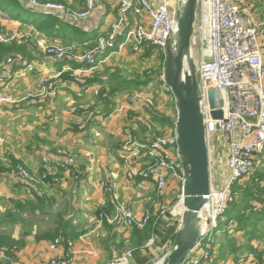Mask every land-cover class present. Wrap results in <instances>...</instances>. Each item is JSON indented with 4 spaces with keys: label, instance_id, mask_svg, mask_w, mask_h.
<instances>
[{
    "label": "crops",
    "instance_id": "1",
    "mask_svg": "<svg viewBox=\"0 0 264 264\" xmlns=\"http://www.w3.org/2000/svg\"><path fill=\"white\" fill-rule=\"evenodd\" d=\"M86 1L81 0L78 6H86ZM158 1L152 0L154 4ZM27 4L28 0H17L15 5H5L0 0V23L4 32L8 36L21 35L18 42L0 44V92L12 95L17 101L0 106V142L3 143L0 144V192L9 198L8 209L12 202H24L30 197L36 203L38 197L43 198L46 205L42 211L37 210L36 215L24 213L25 217H32L28 225L32 224L34 230L22 234L25 242L7 264H44L58 255L69 258L70 264H109L123 256L125 248L126 251H150V247L157 246L161 239H153L150 231L144 230L157 226L162 219L155 223L154 218L144 230H125L105 219L101 221L100 214L111 215L114 205L98 184L103 180L117 182L116 193L121 202L133 209L137 218H141L146 209L155 214L163 203L156 197L152 180H126L118 155L120 146L129 138L148 140L160 135H152L153 118L144 103L145 98L153 93L148 89L154 85L125 82L124 73L118 72L117 67L125 65V62L129 64L128 58L134 56L130 45L99 56L94 68L68 59L57 61L46 56L40 46L67 42L84 52L92 49L98 37L109 34L116 24L118 4L116 0H100L93 13L79 21L55 16L80 31L71 33L67 40L54 37L59 34V26L50 36L40 31L38 25L44 16L29 9ZM250 6L249 10H252L254 5ZM26 12H33L37 18L26 21L23 18ZM8 59H13V62L6 73L2 67ZM47 78L56 92L31 102L30 96L39 94L40 83ZM108 100L111 106L106 110ZM60 150L75 157V166L68 172L58 166ZM6 151L14 162L19 161L34 172L43 169L42 159L47 157L51 160L50 169L58 170L62 183L39 193L33 184L18 182L11 172H7L8 166L3 160ZM5 182L24 185L21 186L23 196L14 197L6 193ZM182 186L180 181L171 180L167 198L180 193ZM15 190L11 189L12 193ZM61 201L66 203L65 209L57 208L56 215H52L49 205L54 212L56 204L59 202L60 205ZM166 202L170 204L168 199ZM181 210L183 214L184 207ZM62 226H68L69 236L66 238L73 242V247L71 250H51L50 246ZM159 226L158 231L165 229L163 223ZM20 233L23 232H17L16 236ZM175 234L161 249L169 248L168 255L174 249L176 231Z\"/></svg>",
    "mask_w": 264,
    "mask_h": 264
},
{
    "label": "built area",
    "instance_id": "2",
    "mask_svg": "<svg viewBox=\"0 0 264 264\" xmlns=\"http://www.w3.org/2000/svg\"><path fill=\"white\" fill-rule=\"evenodd\" d=\"M99 1L87 0V7L81 13L71 12L60 4L42 3L39 0H28L27 7L45 17L65 16L79 21L89 17ZM185 1L159 0L154 4L152 0H116L119 8L117 22L109 34L98 37L92 49L78 53L77 48L52 46L45 48V52L57 61L68 59L94 68L99 56L127 45L131 46L133 52H140L145 47L166 51L176 41ZM249 11L238 4V0L198 2L191 50L201 51L196 75L210 156L211 190L209 201L205 205L206 225L200 232L199 241L181 264H206L213 257L218 250V224H224L226 229L237 228V223L234 220L228 222L226 217L230 204L235 200L234 187L257 171L259 157L264 153V49L260 42L259 25ZM14 37L10 38L0 24V44H9L13 38L16 39V35ZM119 42L121 43L118 44ZM12 62V59H8L2 70L9 72ZM163 81L167 86L165 73ZM39 88L41 95H54L56 92L55 86L48 79H44ZM212 88L218 89L224 100L223 118L220 120L211 115L208 91ZM33 102H36V98ZM10 103L14 102L6 93L0 92V105ZM144 103L146 107L158 109L150 98H146ZM216 141L219 144L221 142V146L226 144L228 149V172H221L217 178L218 172H214V175L212 173V150ZM58 155L61 156L58 166L69 171L75 164L74 158L61 153ZM118 155L126 180H152L155 183L156 196L163 203L155 214L146 209L142 217L137 218L133 209L124 205L116 193L118 183L103 180L99 182V188L108 191L114 211L111 215L101 213V221L105 219L125 230H143L154 218L157 223L168 215H174V208L166 202L169 182L178 180L183 184L186 178L176 123L170 131L152 139L129 138L120 146ZM42 164L38 181L23 166H17L12 175L23 184H45L50 175L55 174L51 172L50 159L44 157ZM182 192L183 186L181 194ZM72 247L73 242L63 235L57 236L50 246L51 250H71ZM70 263L69 258L58 255L44 264ZM111 264H125V259H115Z\"/></svg>",
    "mask_w": 264,
    "mask_h": 264
},
{
    "label": "rangeland",
    "instance_id": "3",
    "mask_svg": "<svg viewBox=\"0 0 264 264\" xmlns=\"http://www.w3.org/2000/svg\"><path fill=\"white\" fill-rule=\"evenodd\" d=\"M39 1L42 3L60 4V5L65 6L69 11L75 12V13H81L86 9L85 7H87V1H86V6H84V7H82L81 5L78 6V4H81V0H78V2H76V0H75V2H67L64 0H39ZM238 4H240L242 7L246 8L247 10H249V8H251V6H250L251 4L254 5V8L252 10H250L249 12H250L253 20L259 25L260 40H261L260 42H261V45H263V49H264V0H238ZM259 9L261 11H259ZM33 17L37 18L36 14H33V12L32 13L26 12L23 14V18L26 19V21H27V19H32ZM195 22H196V20H195ZM17 35H16V39H14L15 38L14 34L9 36L10 38L14 37L9 42V44H13L14 42H18L20 40L19 39L20 34L18 36ZM40 46H41V48L45 54H46L45 48L52 47V46H59L62 48H70L71 47L73 49L77 48L78 53L84 52V51H81L76 45L71 44V43H67V42H63L61 44H47L45 46L44 45H40ZM176 46H177V41H175L174 43L171 44V49L175 50ZM132 53L134 54V56H131L130 59L128 58L129 64H126V62H125V65L123 64L121 67L120 66L117 67V70L119 73L120 72L124 73L123 75H124V77H126L125 82H134L135 84L145 85V86H147L149 84L154 85L152 88L148 89L150 93L153 92L152 95L147 96L154 103H156V107L158 108V109H152V108L147 107L149 114L153 118V125H152L153 128H152L151 132H152V135L153 134L158 135V134L164 133V132H166L167 129L172 128V126L174 125V123H176V120H177L176 99L174 98L173 94L170 92L171 91L170 88L168 86H166V84L163 81V76H164L165 69H166V63H167V60L169 58V51L168 50L163 51V50H159V49L153 48V47H145L140 52H132ZM190 53H191L190 57L187 56V58L189 57V62H191L190 67L192 68L194 73H196V71L198 69L199 62L201 60V51L199 49L198 50L194 49V50H191ZM46 56H48V55L46 54ZM48 80L51 82L50 79H48ZM166 92H170V93H166ZM41 94H42V91L40 89V92L38 95L30 96L31 102H33L35 98L37 101L38 97H40V96L42 97ZM7 96H9L11 98L12 102H14V103L17 102L16 99L12 95L7 94ZM14 103L3 104V105H12ZM0 106H2V105H0ZM110 106H111V103H110V100H108L106 107H105L106 110H108L110 108ZM139 140H143V139H139ZM1 143L2 142H0V144ZM221 145H222L221 142L219 144L218 141H216V146L212 150L213 151L212 173L214 175V172H215V174H217V172H218V175H216V178L219 176V174H221V172L223 174H226L228 172L227 167H226L228 149H227L226 144H224L223 146H221ZM59 153H61L63 156H71L75 160V157L72 154L63 152L62 150H60L58 152V154ZM3 160H4V163H6L8 166V167H6V168H8V171H7L8 173L11 172V174H13V172L17 166H23L24 168H26V166L23 163H20L19 161L14 162V160L12 159V156L9 154L8 151H6V154H4ZM74 166H75V164H74ZM26 169L30 171V169H28V168H26ZM263 169H264V153H262L259 157V163H258L257 170L262 171ZM30 172H32L34 174L36 180L38 181V177H39V174L41 173V170L35 171V172L30 171ZM51 172H53L55 175H50V178H49L47 183H45V184H43V183H32L35 186V189L39 193L45 192V189L49 190L51 188H56L57 186H59L62 183V179L59 176L58 170L53 169V170H51ZM66 172H68V171H66ZM253 176H249L244 181L240 182V184L236 187V189H234L236 201L239 200V198H240L241 190H244L245 187L249 186L247 184L250 183ZM14 184L15 183L10 184L8 182H5V186L7 188V191H5V192L12 194L11 196H14V197L23 196L24 190L22 189L21 186H24V185L19 184L20 186H16ZM263 185H264V182H263ZM239 188H240V190H239ZM11 189H13L15 191L12 193ZM104 193H106L110 198L108 191H106V192L104 191ZM181 196H182L181 192L180 193L178 192V193H175L174 195H172L170 197V199L167 198L168 201L170 202L171 206L174 208V212H173L174 215H172V214L168 215L166 218L162 219V221L160 222V224L163 223V225L165 226V229H163L162 231H158L157 229L160 228V226H159L160 224H158L157 226H154V227H148L145 230L143 229L144 231H150V234L152 235V237H154L153 239L156 240L157 237L161 239V240H159V242H157L158 247L157 246L154 247L152 245L150 247L151 248L150 251H148V250L144 251L141 249L138 251L137 250H135V251L127 250L126 251V248L123 249L125 251H124L123 256H121L120 258L125 259V264H139L138 262L140 260H141L140 264H145V263L146 264H161L163 259H165V257H167L170 249L169 248L166 249V247H165L164 250H161L163 245H165L167 240H169L171 237L173 238L176 235L175 231L178 234L179 230H181V228H182V214H181L182 212L181 211H183V210H181V208L183 209V203L180 202ZM8 199L3 197L2 193H1V197H0V233L5 234L6 242H9V243L10 242H19V243L24 244L25 236L22 234H24V232H26V231H30L33 229V226L31 227L32 224L28 225V223L30 222L29 220H31L32 217H29V218L25 217L24 213H21V215L13 213L14 214L13 216H15L14 218L19 219L20 223L18 224L17 222L14 223V222L8 221L9 219H11L7 215L8 214L7 213V209H8L7 208V201H8ZM234 201L232 203H234ZM16 202H18V201H16ZM181 203H182V205H181ZM22 204H24V205L28 204L30 206L37 205V203L35 202L34 199H32V197L28 198L27 200H24V202ZM161 204L162 203H160V205ZM14 206H15V202H12L11 208L13 209ZM25 206H23L22 210H25V213L27 212L30 215H32L30 213V209H29L30 206H29V208H27V206L26 207ZM256 206L260 207L259 204H256ZM55 207H56V209L53 212L52 211L53 209L51 210V206L49 205V208H50L49 212H52V215H56L55 213L58 212L57 208L64 210L66 207V203L64 201H61V204L59 205V202H58ZM45 208H47V207L45 206ZM222 221H224V220H222ZM205 222H206V220H205ZM201 223L202 222L199 221V229L200 230L203 228V225ZM205 225H206V223H205ZM218 225H219L218 231H220V233L218 234V237H217L218 250L216 253L213 254V257L210 258L209 261L206 262V264H264V256L260 257L258 255L262 251V249H264V241H262L261 239L256 238V237H254V238L252 237L253 236L252 231H255L254 228H252L251 226H248L247 231H245V230L237 231L236 229L235 230L234 229H226V231H224L222 229L223 227H221L220 224H218ZM259 227L261 229H263L262 224H260ZM261 229H259L260 231L258 232V234L262 233ZM129 230H133V228H131ZM17 232H23V233H20V235H18V237H17L16 236ZM226 234H229V235H226ZM56 237L57 236H55L54 240L56 239ZM263 240H264V238H263ZM224 246H226L228 248L225 250L223 248ZM169 247H171V246H169ZM143 251H144V253H142ZM138 254L140 255V257H137ZM117 259H119V258H117ZM135 259H137L138 262H136ZM0 261L2 262V264H7L9 262L8 257H6L4 252H2V251L0 252ZM111 263L112 262H110L109 264H111Z\"/></svg>",
    "mask_w": 264,
    "mask_h": 264
},
{
    "label": "water",
    "instance_id": "4",
    "mask_svg": "<svg viewBox=\"0 0 264 264\" xmlns=\"http://www.w3.org/2000/svg\"><path fill=\"white\" fill-rule=\"evenodd\" d=\"M198 2L199 0L185 1L178 23L177 46L175 50L171 49V45L168 48L169 58L165 69L167 86L177 104L176 132L186 178L182 192V228L177 235L173 251L161 264H181L199 241L200 213L209 201L211 190L210 156L197 75L193 70L192 74H189L184 69L185 56L190 57L191 54ZM208 100L212 117L216 120L222 119L224 100L220 91L216 88L210 89Z\"/></svg>",
    "mask_w": 264,
    "mask_h": 264
},
{
    "label": "trees",
    "instance_id": "5",
    "mask_svg": "<svg viewBox=\"0 0 264 264\" xmlns=\"http://www.w3.org/2000/svg\"><path fill=\"white\" fill-rule=\"evenodd\" d=\"M5 5H15L17 4V0H2ZM57 17L54 16H44L42 21L38 25V29L40 31H43L44 33L47 32L50 36V34L55 32V29L59 26L60 31L59 34H55L54 37L61 38L63 40H67L71 33L73 32H80L76 27H70L68 24L64 23L62 20L56 19ZM35 22V21H34ZM174 126V125H173ZM172 126V127H173ZM254 175V176H253ZM252 176V179L250 181L248 187H245L244 190H241L240 198L239 200H235L234 203H232L227 211V220L228 222L231 220H234L237 223L236 230H245L247 231L248 226H251L255 229V231H252L253 238H259L262 241L264 238V169L262 171H256ZM239 185V184H238ZM236 185L234 189L238 186ZM241 188V187H240ZM239 188V190H240ZM235 191V190H234ZM45 199L43 198H37V205L30 206L28 204H25L27 208L30 206V213L32 215H36L37 210L42 211V207L45 204ZM23 202H15V206L13 209H7V215L9 218L8 221L10 222H17L20 223V220L17 218H14L13 213L21 215V213H25V210H22L24 204ZM256 204H259L260 207L256 206ZM25 206V207H26ZM228 222L225 223V225L228 224ZM263 225V229L259 227V225ZM223 226V224H222ZM224 231H226V228L223 227ZM260 234L258 232L260 231ZM62 230V231H61ZM68 226H62L59 228V231H57V235H63L65 237H68ZM149 232V231H148ZM60 233V234H59ZM229 235V234H226ZM23 246V243L19 242H6V237L4 233H0V252H4L5 256L8 257L9 261L13 260L15 257L16 251L21 249ZM232 246V245H231ZM7 248V249H6ZM225 250L228 248L226 246L223 247ZM230 249V248H229ZM260 257L264 256V249L258 254ZM9 263V262H8ZM0 264L2 262L0 261Z\"/></svg>",
    "mask_w": 264,
    "mask_h": 264
},
{
    "label": "bare ground",
    "instance_id": "6",
    "mask_svg": "<svg viewBox=\"0 0 264 264\" xmlns=\"http://www.w3.org/2000/svg\"><path fill=\"white\" fill-rule=\"evenodd\" d=\"M192 60V59H191ZM191 65H190V62H189V57L187 58V56H185V60H184V69H185V71L186 72H189V74L192 72V68L190 67ZM192 74V73H191ZM205 220H206V213H205V209L200 213V220L199 221H201L202 223V225H203V228H204V226H205ZM200 224V225H201ZM202 228V229H203ZM201 229V230H202ZM200 230V231H201Z\"/></svg>",
    "mask_w": 264,
    "mask_h": 264
}]
</instances>
